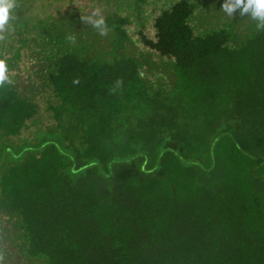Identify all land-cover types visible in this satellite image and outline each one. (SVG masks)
I'll use <instances>...</instances> for the list:
<instances>
[{
  "label": "trees",
  "instance_id": "16d2710c",
  "mask_svg": "<svg viewBox=\"0 0 264 264\" xmlns=\"http://www.w3.org/2000/svg\"><path fill=\"white\" fill-rule=\"evenodd\" d=\"M87 1L0 41L3 264H264V31L139 0L102 36Z\"/></svg>",
  "mask_w": 264,
  "mask_h": 264
},
{
  "label": "clouds",
  "instance_id": "9594fccd",
  "mask_svg": "<svg viewBox=\"0 0 264 264\" xmlns=\"http://www.w3.org/2000/svg\"><path fill=\"white\" fill-rule=\"evenodd\" d=\"M17 7L18 0H0V41L6 39V33L10 30V21L15 19L13 13ZM238 9L240 16L250 15V18L256 21V29L264 31V0H225L222 6V11L229 17H233ZM82 20L84 23L91 24L100 35H107L108 27L99 8H96L91 15L82 16ZM69 40L75 43L74 36H70ZM12 82L7 61L0 58V88ZM74 83L79 81L76 80ZM4 258V253L0 251V264H3Z\"/></svg>",
  "mask_w": 264,
  "mask_h": 264
},
{
  "label": "rangeland",
  "instance_id": "374dc122",
  "mask_svg": "<svg viewBox=\"0 0 264 264\" xmlns=\"http://www.w3.org/2000/svg\"><path fill=\"white\" fill-rule=\"evenodd\" d=\"M97 1H98V4L94 3V5H93V3L91 4L88 1L86 2V7L89 10V12L87 14L91 15V13L96 9V7L98 8V6L104 5V4H105V7H107L110 11L108 13H107V11H101V14L103 15V17L105 16V12L107 13V15H110V14H116V13L118 14V12L121 10H123V12L125 11L126 14H128V11H130V13L132 12V10L136 11L137 6L139 8H142L141 9L142 11L145 10V9H143L144 7H142V4L139 0H118V3H116V0H97ZM146 1H148V4H145L143 6L147 5L146 6L147 11H150V9H152V8L155 9L159 6L164 5V4H165L164 6H166L165 9H167L171 6L172 2H175V0H146ZM176 1H178V0H176ZM190 1L195 3V5L197 7L196 11L198 13L205 14L201 18V21L196 20L203 27H206L207 25L211 26V27L212 26L216 27V24H218V23L214 18H212V16L214 13H219V15L221 14L220 15L221 17H223V15L226 16L225 19H226L227 23L226 22H224V23L228 24V25H229V23H231V25L233 27H236L237 30H240L239 33L248 34L252 31L257 32L256 21L252 20L250 18V15L246 14L245 16H240V14H239L240 10L239 9L236 11V13L234 14L233 17H229L225 12H223L222 6H223L225 0H190ZM117 4H119L118 5V7L120 8L119 11L115 8V7H117L116 6ZM216 5L219 6L218 9H215ZM65 6H66V4H65ZM101 8L103 9L104 7L101 6ZM70 9L74 10L75 8L72 7ZM131 18H132V16H131ZM227 19L228 20L232 19V21L229 22V21H227ZM222 24H223V22L221 23V25ZM213 28H211V29H213ZM211 29H209V31H211ZM228 29H229V26H228ZM201 31H202V29H200V32Z\"/></svg>",
  "mask_w": 264,
  "mask_h": 264
}]
</instances>
